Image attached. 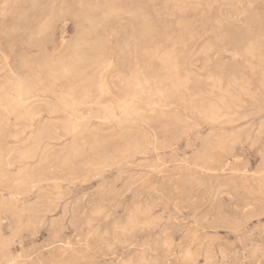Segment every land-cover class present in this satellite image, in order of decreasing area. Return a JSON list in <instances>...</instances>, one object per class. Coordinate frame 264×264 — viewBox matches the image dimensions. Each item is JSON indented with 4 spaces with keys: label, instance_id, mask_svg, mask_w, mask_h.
I'll use <instances>...</instances> for the list:
<instances>
[{
    "label": "rangeland",
    "instance_id": "rangeland-1",
    "mask_svg": "<svg viewBox=\"0 0 264 264\" xmlns=\"http://www.w3.org/2000/svg\"><path fill=\"white\" fill-rule=\"evenodd\" d=\"M213 1L0 0V264H264V65L199 53L264 46V0Z\"/></svg>",
    "mask_w": 264,
    "mask_h": 264
},
{
    "label": "bare ground",
    "instance_id": "bare-ground-1",
    "mask_svg": "<svg viewBox=\"0 0 264 264\" xmlns=\"http://www.w3.org/2000/svg\"><path fill=\"white\" fill-rule=\"evenodd\" d=\"M108 1V0H107ZM114 1V0H113ZM120 1V0H119ZM129 1V0H128ZM187 1V0H186ZM189 1V0H188ZM222 0H215V4H217V3H219V2H221ZM150 2V1H149ZM185 2V1H184ZM192 2H194V1H192ZM212 2V1H211ZM120 3V2H119ZM132 3V2H131ZM252 2H251V0H225V3H222V5H220V11H221V14H222V19H226V20H228V19H232V20H237L238 22L239 21H241V20H243V18L246 16V14L248 13V11H249V5L251 4ZM105 4V3H104ZM110 4L112 5V3L110 2ZM109 4V5H110ZM118 4V3H117ZM213 4V3H212ZM211 4V5H212ZM110 5V8H112V6ZM113 5H115V3L113 4ZM132 5V4H131ZM210 5V4H209ZM104 6V5H103ZM147 6V5H146ZM101 7V6H100ZM132 7V6H131ZM194 8H195V6H193ZM212 7V6H211ZM98 8V7H97ZM109 8V7H108ZM194 8H192V10L194 9ZM210 8V7H209ZM209 8H207L208 10H209ZM226 10V9H230V10H232L231 12H227L226 11V13L224 12L223 13V10L224 9ZM114 9H116V7H114ZM113 9V10H114ZM128 9V8H127ZM206 9V10H207ZM212 9V8H211ZM108 10V9H107ZM110 10V9H109ZM109 10H108V15H109ZM117 10H118V8H117ZM116 10V11H117ZM119 10L121 11L122 9H120L119 8ZM141 10V9H140ZM196 10H197V8H196ZM112 10H110V12H111ZM115 11V12H116ZM128 11H131V10H128ZM139 12V10L137 9L136 10V12ZM101 12V11H100ZM118 12V11H117ZM141 12V11H140ZM63 13V12H62ZM112 13H114V11L112 12ZM132 13H134V12H132ZM142 13V12H141ZM195 13V12H194ZM124 15H125V13H123ZM131 14V13H130ZM205 14V13H204ZM103 15V14H102ZM132 16H134L133 14H131ZM139 15H141V14H138V17H140ZM144 15V14H143ZM208 15V14H207ZM87 16V15H86ZM135 16H137V15H135ZM134 16V17H135ZM223 16L225 17V18H223ZM63 17V16H62ZM102 17V16H101ZM145 17V16H144ZM75 18V17H74ZM143 18V17H142ZM141 18V19H142ZM89 19V18H88ZM100 19V18H99ZM107 19V18H106ZM136 19V18H135ZM148 19V18H147ZM77 20V19H76ZM87 20V19H86ZM90 20V19H89ZM92 20V19H91ZM134 20V19H133ZM146 20V17L144 18V21ZM49 21V20H48ZM143 20H142V22H144ZM87 22H90V21H87ZM92 22V21H91ZM101 22V21H100ZM135 22V21H134ZM146 22V21H145ZM48 23H50V22H48ZM92 23H94V22H92ZM141 23V22H140ZM91 24V23H90ZM132 24V23H131ZM216 24H218V22L216 21ZM42 26H43V24H41ZM91 25H93V24H91ZM94 25H96V23H94ZM144 25V24H143ZM218 25H220V24H218ZM89 26V25H88ZM138 26V25H137ZM144 26H148L147 24L146 25H144ZM143 26V27H144ZM221 26V25H220ZM98 27V26H97ZM141 27H142V25H141ZM140 27V28H141ZM178 27V26H177ZM41 29V28H40ZM93 29H96L95 27L93 28ZM142 29H146V28H142ZM148 29H150V27L148 28ZM147 30V29H146ZM151 30V29H150ZM150 30H149V32H150ZM87 31V30H86ZM92 31V30H91ZM94 31V30H93ZM144 31V30H143ZM148 32V33H149ZM98 33V32H97ZM138 33V32H137ZM34 34H36V33H34ZM90 34V33H89ZM149 34H151V32L149 33ZM261 34V33H260ZM240 35H242L239 31L238 32H232L231 33V36H240ZM260 38H262V37H257V38H255L254 40H250L245 46H244V50H242V49H238V48H234V49H231V51L230 50H228V49H226V48H224V47H222V46H218L217 44H215L213 41H209V42H206L201 48H200V50H199V53L201 54V55H203L204 57H206L207 58V60H213V57L214 56H221V55H224V54H226L227 55V53L229 54V53H231V55H233V57L235 58V60L236 59H240V57H246V59H247V57H249L251 60H254V61H256L257 62V64H259V67L260 66H262V65H264V46H263V44H262V41H260ZM189 39H191V38H189ZM96 43V42H95ZM99 43V42H98ZM181 43V42H180ZM182 44H184V43H182ZM86 45V44H85ZM85 45H81V44H76L75 45V50H74V52H73V58L69 61V63H67V64H64L63 66H61V69H60V71H62V73L64 72L65 73V75H66V73H70L72 76H76L77 74H78V64H77V62H78V58H77V52L79 51V50H81V49H83L82 48V46H84V47H87V46H85ZM89 45V44H88ZM90 46H91V48H92V45L90 44ZM185 46V45H184ZM96 48V47H95ZM155 48V47H154ZM88 49V48H87ZM156 49V48H155ZM158 50V49H157ZM156 51V50H155ZM155 51H153V52H155ZM243 51V52H242ZM158 52V51H157ZM83 53V52H82ZM172 53V52H171ZM146 54V53H145ZM83 55V54H82ZM81 55V56H82ZM156 55V54H155ZM165 55V54H164ZM84 56V55H83ZM82 56V57H83ZM153 56V55H152ZM171 56H172V54H171ZM86 57V56H85ZM162 57V56H161ZM164 57V56H163ZM232 57V58H233ZM68 58V57H67ZM81 58V57H80ZM95 58V60H96V57H94ZM168 58V57H167ZM83 59V58H82ZM89 59V58H88ZM87 59V60H88ZM93 58H91L90 60H92ZM163 59V58H162ZM85 60V59H84ZM94 59H93V61H95ZM174 60V59H173ZM240 60H243L242 58L240 59ZM26 61V60H25ZM170 61V60H169ZM175 61V60H174ZM90 62V61H89ZM105 62V61H104ZM163 62V61H162ZM81 63H84V62H81ZM80 63V64H81ZM86 63V62H85ZM175 63H176V61H175ZM250 63V62H249ZM248 63V64H249ZM251 63H252V61H251ZM250 63V64H251ZM80 64H79V66H80ZM165 64H167V62L165 63ZM174 64V63H173ZM253 64V63H252ZM62 65V64H61ZM82 65H84V64H82ZM91 65V64H90ZM95 65V64H94ZM174 65H177V64H174ZM31 66V65H30ZM57 66V65H56ZM86 66V65H85ZM89 66V65H88ZM164 67H165V65H163ZM167 66H168V64H167ZM248 66V65H247ZM251 66H254V65H251ZM255 66H257V65H255ZM32 67V66H31ZM55 67V66H54ZM92 67V66H91ZM248 67H250V66H248ZM24 68V67H23ZM22 68V69H23ZM51 68H53V67H51ZM83 68H85V67H83ZM90 68V67H89ZM88 67H87V69H89ZM170 69H171V66L169 67ZM253 68V67H252ZM50 69V68H49ZM57 69V68H56ZM55 69V70H56ZM177 69H178V67H177ZM264 69V68H263ZM90 70V69H89ZM100 70V69H99ZM262 70V69H261ZM50 71V70H49ZM52 71V70H51ZM165 71H167V70H165ZM169 71V70H168ZM167 71V72H168ZM172 71H175V69L173 70L172 69ZM251 71H253L254 72V70H251ZM256 71V70H255ZM257 71H258V69H257ZM59 72V71H58ZM88 72V71H87ZM261 72H264V70L263 71H261ZM56 73V72H55ZM54 73V74H55ZM96 73V72H95ZM169 73H172V72H169ZM178 73V72H177ZM173 74V73H172ZM175 74H176V72H175ZM60 75V74H59ZM96 75V74H95ZM168 75V74H167ZM262 75V79H263V75L264 74H261ZM260 75V76H261ZM25 76H26V74H25ZM51 76V75H50ZM176 76V75H175ZM178 76V75H177ZM177 76H176V78H177ZM254 76V75H253ZM70 77V76H69ZM96 77V76H95ZM173 77V76H172ZM187 77V76H186ZM17 78V77H16ZM65 78H68V77H65ZM72 78V77H71ZM70 78V79H71ZM91 78V77H90ZM92 78H93V76H92ZM171 78V77H170ZM188 78V77H187ZM64 79V78H63ZM165 79H168V77L167 78H165ZM173 78H171V80H172ZM175 79V78H174ZM173 79V80H174ZM177 79H179V76H178V78ZM181 79V78H180ZM189 79V78H188ZM217 79V78H216ZM92 80V79H91ZM148 80V79H147ZM184 80H186V78L184 79ZM214 80V79H213ZM75 80H74V78H73V82H74ZM180 81V80H179ZM182 81V80H181ZM180 81V83L182 84V82ZM219 81V80H218ZM218 81H214V82H218ZM84 82V81H83ZM89 82V81H88ZM170 82V81H169ZM178 82V81H177ZM186 82V81H185ZM184 82V83H185ZM220 82H221V80H220ZM233 82H234V80H233ZM240 82V81H239ZM241 82H242V80H241ZM246 82H248L247 80H246ZM136 86L138 85V81L136 80ZM171 83V82H170ZM176 83V82H175ZM180 83H178V84H180ZM187 83H188V81H187ZM186 83V84H187ZM212 83V82H211ZM243 83V82H242ZM185 84V85H186ZM218 84H220L219 82H218ZM217 84V85H218ZM229 84V83H228ZM233 84V83H232ZM236 84H237V80H236ZM235 83H234V85L236 86V88H237V86L238 85H236ZM17 85V84H16ZM140 85V84H139ZM172 85V84H171ZM184 85V86H185ZM221 85V84H220ZM220 85H218V86H220ZM32 86V85H31ZM141 86V85H140ZM152 86V85H151ZM174 86V85H173ZM176 86V85H175ZM215 86V85H214ZM246 85H244V87H245ZM172 87V86H171ZM186 87H187V85H186ZM221 87V86H220ZM230 87V86H229ZM248 87V86H247ZM173 88V87H172ZM183 88V87H182ZM218 88V87H217ZM240 88V87H239ZM33 89V88H32ZM180 89V88H179ZM219 89V88H218ZM227 89V88H226ZM234 89H235V87H234ZM243 89V88H242ZM4 90V89H3ZM26 90V89H25ZM28 90V89H27ZM31 90V89H30ZM177 90V89H176ZM183 90V89H182ZM188 90V89H187ZM213 90V89H212ZM240 90H241V88H240ZM219 91H220V89H219ZM219 91H218V93H219ZM226 91V90H225ZM32 92V91H31ZM30 92V93H31ZM34 92V91H33ZM178 93H179V91H177ZM243 92V91H242ZM248 91H246V93H247ZM213 93V92H212ZM249 93V92H248ZM29 94V93H28ZM27 94V95H28ZM32 94V93H31ZM220 94V93H219ZM223 94V93H222ZM25 95V94H24ZM47 95V94H46ZM179 95V94H178ZM224 95V94H223ZM240 95V94H239ZM26 96V95H25ZM31 96V95H30ZM53 96V95H52ZM187 96V95H186ZM209 96V95H208ZM227 96V95H226ZM233 96V95H232ZM29 97V96H28ZM182 97V96H181ZM184 97V96H183ZM222 97V96H221ZM233 98V97H232ZM20 99V98H19ZM183 99V98H182ZM210 99V98H209ZM223 99V98H222ZM184 100V99H183ZM182 100V101H183ZM218 102L217 103H220V101H224V100H220V99H216ZM207 102L209 101L208 99L206 100ZM211 101V100H210ZM208 102V103H210L211 104V102ZM215 101V100H214ZM61 102V101H60ZM202 102V101H201ZM200 102V103H201ZM26 103V102H25ZM203 103V102H202ZM201 103V104H202ZM215 103V102H214ZM214 103H212L213 105H214ZM216 103V105H215V107L216 108H218V104ZM195 104V103H194ZM204 104H205V99H204ZM221 104V103H220ZM60 105V104H59ZM196 105V104H195ZM206 105V104H205ZM212 105V106H213ZM202 106L205 108V106L202 104ZM207 106V105H206ZM31 108H32V106H31ZM216 108H214V109H216ZM30 110V109H29ZM202 110V109H201ZM207 110V109H206ZM211 110V109H210ZM217 110V109H216ZM219 110V109H218ZM218 110L217 111H214V112H218ZM192 111V110H191ZM194 111V110H193ZM196 111V110H195ZM197 111H198V108H197ZM212 111V110H211ZM29 112V111H28ZM204 112H205V110H204ZM208 112V111H207ZM50 113V112H49ZM198 113V112H197ZM195 114H196V112H195ZM216 114V113H215ZM24 115H25V113H24ZM208 115H210V114H208ZM26 116V115H25ZM29 116H30V114H29ZM203 117V116H202ZM209 117V116H208ZM232 118V117H231ZM189 125V124H188ZM197 127V126H196ZM65 129V128H64ZM67 129V128H66ZM68 131H70L69 130V128H68ZM68 133V132H67ZM72 133V132H71ZM82 134V133H81ZM69 135V134H68ZM15 136V135H14ZM140 137V136H139ZM155 137V136H154ZM136 138V137H135ZM141 138V137H140ZM139 139V138H138ZM141 140V139H140ZM140 140H138V141H140ZM138 141L136 140V142H137V144H135V145H138ZM128 143H129V140H128ZM127 143V144H128ZM141 143H142V141H141ZM225 143V142H224ZM126 144V145H127ZM132 144H133V142H132ZM226 144V143H225ZM140 145H143V144H140ZM131 146V145H130ZM126 147H129V146H126ZM143 147V146H142ZM139 148V145L137 146V149ZM202 148V147H201ZM125 149V148H124ZM201 150V149H200ZM105 152V151H104ZM107 152V151H106ZM146 152V151H145ZM196 153V152H195ZM103 154V153H102ZM193 154V153H192ZM199 154V153H198ZM22 156V155H21ZM25 157V156H24ZM9 158V157H8ZM208 160V159H207ZM101 161H103L102 159H101ZM139 163V162H138ZM187 165V164H186ZM185 165V166H186ZM146 167V166H145ZM222 167V166H221ZM136 168V167H135ZM100 172V171H99ZM233 172V171H232ZM102 173V172H101ZM235 173V172H234ZM133 176V175H132ZM143 176V175H142ZM78 177V176H77ZM134 177V176H133ZM148 177V176H147ZM235 177V176H234ZM145 178V177H144ZM236 178V177H235ZM260 179V178H259ZM86 180V179H85ZM116 181V180H115ZM261 181V180H260ZM82 182V181H81ZM85 182V181H84ZM231 182V181H230ZM112 183V182H111ZM180 183V182H179ZM182 183V182H181ZM259 183V182H258ZM234 184V183H233ZM109 185V184H108ZM243 185V184H242ZM114 186V185H113ZM104 187V186H103ZM115 187V186H114ZM244 187V186H243ZM173 188V187H172ZM235 188V187H234ZM124 189V188H123ZM140 189V188H139ZM236 189V188H235ZM141 190V189H140ZM151 193V192H150ZM93 195V194H92ZM107 195V194H106ZM171 195V194H170ZM107 197V196H106ZM152 197V196H151ZM203 199V198H202ZM178 200V199H177ZM164 202V201H163ZM263 205V204H262ZM206 206V205H205ZM210 206V205H209ZM54 208V207H53ZM146 208V207H145ZM140 209L139 208V210L136 212V214H134L128 221H127V223H125V224H123V225H121V226H119V229H121V231L122 232H124L123 234H128L127 232H130V230L132 229H134L135 227H139L141 224H142V221L140 220V218H139V216H145V215H147V213H148V210H146V209ZM263 211V210H262ZM25 213V212H24ZM152 214V213H151ZM205 215V214H204ZM211 215V214H210ZM75 216V215H74ZM198 217V216H197ZM207 217V216H206ZM219 217V216H218ZM243 217V216H242ZM153 218V217H152ZM173 219V218H172ZM207 219V218H206ZM205 219V220H206ZM79 220V219H78ZM205 220H203V221H205ZM213 220V219H212ZM244 220V219H243ZM89 221V220H88ZM173 221V220H172ZM202 221V220H201ZM172 223V222H171ZM194 223V222H193ZM209 223V222H208ZM246 223V222H245ZM89 224V223H88ZM202 224V223H201ZM78 225V224H77ZM218 225V224H217ZM235 225V224H234ZM209 226V225H208ZM118 227V226H117ZM168 227V226H167ZM214 227V226H213ZM74 228V227H73ZM145 228V227H144ZM240 229V228H239ZM116 230V229H115ZM131 230V231H132ZM153 230V229H152ZM195 231V230H194ZM35 232V231H34ZM169 232V231H168ZM180 232V231H179ZM95 233V232H94ZM194 233V232H193ZM53 234H54V232H53ZM106 234V233H105ZM117 234V233H116ZM164 234V233H163ZM178 234V233H177ZM185 234V233H184ZM51 235V234H50ZM137 237V236H136ZM102 238V237H101ZM119 238V237H118ZM93 239V238H92ZM146 239V238H145ZM193 239V238H192ZM114 240V239H113ZM160 241V240H159ZM165 241V240H164ZM191 241V240H190ZM171 242H173V241H171ZM116 243V242H115ZM134 243V242H133ZM169 243V242H168ZM167 243V244H168ZM169 245V244H168ZM172 245V244H171ZM164 246V245H163ZM165 247H166V245H165ZM173 247V246H172ZM60 248V247H59ZM168 248V247H167ZM148 249V248H147ZM163 249V248H162ZM108 250V249H107ZM129 250V249H128ZM143 250V249H142ZM158 251V250H157ZM164 251V250H163ZM194 251H196V250H194ZM256 251V250H255ZM159 252V251H158ZM261 252V251H260ZM90 253V252H89ZM165 253V252H164ZM192 253V252H191ZM262 254V253H261ZM61 255V254H60ZM142 255H144V253L142 254ZM146 255V254H145ZM135 256V255H134ZM142 257V256H141ZM156 257V256H155ZM84 258V257H83ZM253 258V257H252ZM140 259V258H139ZM149 259V258H148ZM225 260V259H224ZM160 261V260H159ZM210 261H212V258H211V260ZM143 262V261H142ZM146 262V261H145ZM151 262V261H150ZM221 262V261H220ZM158 263V262H157ZM133 264V263H132ZM215 264V263H214ZM248 264V263H247ZM252 264V263H251Z\"/></svg>",
    "mask_w": 264,
    "mask_h": 264
}]
</instances>
